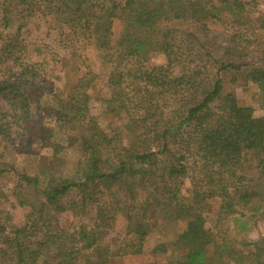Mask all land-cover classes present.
<instances>
[{
	"label": "trees",
	"instance_id": "16d2710c",
	"mask_svg": "<svg viewBox=\"0 0 264 264\" xmlns=\"http://www.w3.org/2000/svg\"><path fill=\"white\" fill-rule=\"evenodd\" d=\"M13 13L53 32L49 59L24 62L19 32L1 34ZM88 49L109 68L96 115ZM62 53L84 72L61 88ZM248 84L264 95V0H0V175L27 209L15 224L0 188V264H264V237L245 235L264 223V116L235 95ZM7 151L39 156L43 186ZM156 226L175 229L169 252L150 246Z\"/></svg>",
	"mask_w": 264,
	"mask_h": 264
},
{
	"label": "rangeland",
	"instance_id": "374dc122",
	"mask_svg": "<svg viewBox=\"0 0 264 264\" xmlns=\"http://www.w3.org/2000/svg\"><path fill=\"white\" fill-rule=\"evenodd\" d=\"M123 1V0H121ZM10 27L1 32L3 36L9 37L15 35L19 32L20 38L24 40V43L27 45L31 52L27 53L26 61H41L44 57H50L51 53L55 51V35L53 32L46 30V27L41 19H27L23 22L19 19L17 15H9ZM40 51H37V49ZM34 50V51H33ZM37 51V52H36ZM96 52L93 49H88L86 52L87 65L94 71V74L97 76L95 84L92 86V89L89 92L90 95V110L91 113L96 115L98 99L101 97L108 96V88L105 84L106 76L108 69L105 64L96 56ZM49 59V58H48ZM61 61L58 62L54 67L57 72V80L54 81L59 87L64 85H71L74 83L76 77L80 76L84 71L82 64L78 61H74L68 58L65 54L62 53L60 57ZM152 61L156 64H161L164 62L162 55H154ZM50 77V74L48 75ZM235 95L239 105L250 107L253 110V115L255 117L264 116V95L258 93L257 87L253 84H248L245 88H238L235 90ZM4 109V103H0V110ZM42 115V114H41ZM39 116L41 118L42 116ZM35 124L39 123L37 120H34ZM102 126L104 124L112 123L110 119H102ZM18 139V138H16ZM32 150H40V146L31 148ZM31 150V151H32ZM4 153V152H3ZM34 155V154H33ZM61 158V167L64 169V173L71 175L72 171L75 168V165L80 159V152L77 147L66 149L60 155ZM4 161L8 165H15L19 168H25L27 172L32 175H38L40 177L41 187L44 184V178L46 176L45 172H40V157L36 156L32 160H26L24 158H17L12 151H7V154L4 156ZM83 164V163H82ZM15 177L12 172H7L0 175V188L7 193L8 201L5 205V211L11 216L15 224H21L24 215L27 212V209L19 207L15 200L10 196V192L15 185ZM259 206L264 209V202L260 203ZM67 216L60 215L59 219L64 224V220ZM207 227H211V219L213 214L207 216ZM69 219V218H68ZM121 219V218H120ZM183 225L179 226V229H182ZM256 228L249 231L246 235V238L249 240L255 239L256 235L259 233L264 237V223L257 222ZM150 246L158 244H166L168 252L171 250L170 243L172 241L175 229L171 228H162L157 230V226L154 229ZM149 244V243H148ZM171 260L170 253L156 254L155 256H144V257H125L120 260H115L112 264H169Z\"/></svg>",
	"mask_w": 264,
	"mask_h": 264
}]
</instances>
